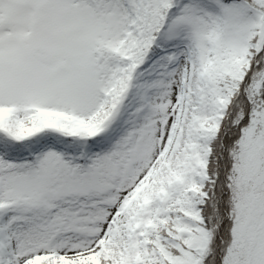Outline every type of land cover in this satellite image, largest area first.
I'll use <instances>...</instances> for the list:
<instances>
[{
  "label": "snow or ice",
  "instance_id": "snow-or-ice-1",
  "mask_svg": "<svg viewBox=\"0 0 264 264\" xmlns=\"http://www.w3.org/2000/svg\"><path fill=\"white\" fill-rule=\"evenodd\" d=\"M0 264H264V0H0Z\"/></svg>",
  "mask_w": 264,
  "mask_h": 264
}]
</instances>
